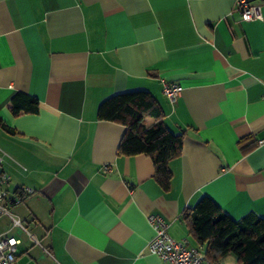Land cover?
I'll list each match as a JSON object with an SVG mask.
<instances>
[{
	"label": "crops",
	"instance_id": "obj_1",
	"mask_svg": "<svg viewBox=\"0 0 264 264\" xmlns=\"http://www.w3.org/2000/svg\"><path fill=\"white\" fill-rule=\"evenodd\" d=\"M251 1L262 19L236 0H0V171L10 191L32 189L12 208L29 234L0 227L20 239L15 264H164L150 214L204 250L181 218L202 196L264 218V0ZM164 81L181 87L174 103ZM133 90L162 110L146 125L183 132L167 189L149 156L118 154L125 126L97 117ZM18 91L36 113L11 112Z\"/></svg>",
	"mask_w": 264,
	"mask_h": 264
},
{
	"label": "trees",
	"instance_id": "obj_2",
	"mask_svg": "<svg viewBox=\"0 0 264 264\" xmlns=\"http://www.w3.org/2000/svg\"><path fill=\"white\" fill-rule=\"evenodd\" d=\"M10 102L14 115L36 113L39 107L36 97L22 91L16 92ZM161 115L160 106L145 90L113 94L97 108L98 119L125 126L118 154L149 156L155 179L167 189L171 180L168 163L181 153L183 132L169 130L162 120L146 125L147 117L160 118ZM181 218L194 238L204 245V254L209 260L216 261L231 252L242 264H264V218L248 213L235 220L208 196H202L192 207L185 208Z\"/></svg>",
	"mask_w": 264,
	"mask_h": 264
},
{
	"label": "built area",
	"instance_id": "obj_3",
	"mask_svg": "<svg viewBox=\"0 0 264 264\" xmlns=\"http://www.w3.org/2000/svg\"><path fill=\"white\" fill-rule=\"evenodd\" d=\"M236 5L243 20L262 19L259 6L251 0H236ZM180 91L181 87L178 83L163 82V93L170 102L176 101ZM3 155L7 154L0 149V164ZM107 169L108 166H104V170ZM8 181L9 175L0 171V218L7 217L10 220L11 229L20 226L28 233L22 225L21 219L12 213V208L32 193V189L24 186L10 191L6 187ZM147 220L154 231L153 237L148 241L147 249L150 253L157 254L164 264H218L205 256L202 246H189L185 239L176 240L173 238L167 232V223L161 216L150 214ZM19 243L18 237L5 232L0 233V264H15V252Z\"/></svg>",
	"mask_w": 264,
	"mask_h": 264
},
{
	"label": "rangeland",
	"instance_id": "obj_4",
	"mask_svg": "<svg viewBox=\"0 0 264 264\" xmlns=\"http://www.w3.org/2000/svg\"><path fill=\"white\" fill-rule=\"evenodd\" d=\"M12 213L15 215V216H17V217H19L20 218V216L18 215V214H16V211L13 209L12 210ZM21 223H22V225H24L25 226V224H24V222L21 220ZM0 227H6V228H11V223H10V220L7 218V217H2L1 218V220H0ZM19 230V231H18ZM12 233H15L17 236H19V235H21L22 234V229H21V227L20 226H17V227H13L12 228ZM23 234H24V232H23ZM26 234V233H25ZM27 234H29V233H27ZM26 234V235H27Z\"/></svg>",
	"mask_w": 264,
	"mask_h": 264
}]
</instances>
